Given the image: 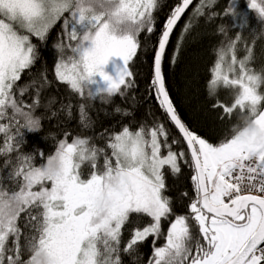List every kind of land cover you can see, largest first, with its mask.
<instances>
[{
  "label": "snow or ice",
  "instance_id": "obj_1",
  "mask_svg": "<svg viewBox=\"0 0 264 264\" xmlns=\"http://www.w3.org/2000/svg\"><path fill=\"white\" fill-rule=\"evenodd\" d=\"M191 3L176 0L157 29L160 0H0V155L7 170L0 180V264H122V252L132 255L149 238L147 264H264V68L252 67L253 47L241 35L222 42L207 92L209 98L220 89L233 93L231 104L217 98L212 108L221 110V120L235 116L236 122L215 144L191 130L170 98L164 73L165 60L173 67L178 59L180 43L171 55L167 48ZM246 6L264 25V0ZM230 9L233 27L237 20L246 27L237 3ZM195 13L204 15L203 6ZM61 20L67 42L56 45L54 77L81 101L123 97L135 86L131 68L141 34L158 32L145 93L156 100L161 116L135 128L105 129L103 147L65 131L47 155L22 151L26 133L42 130V118L34 113L51 82L46 74L24 87L18 82L42 54L32 37L45 41ZM251 38L264 40V30ZM238 42L245 45L242 58ZM113 58L120 61L114 74L106 71ZM29 87L35 94L26 103L17 92L23 96ZM72 106L69 101V116ZM78 115L88 127L84 103ZM180 161L192 173V195L181 193L189 200L183 214L176 213L166 183L169 174L182 173ZM133 216L146 222L131 229L122 247Z\"/></svg>",
  "mask_w": 264,
  "mask_h": 264
},
{
  "label": "trees",
  "instance_id": "obj_2",
  "mask_svg": "<svg viewBox=\"0 0 264 264\" xmlns=\"http://www.w3.org/2000/svg\"><path fill=\"white\" fill-rule=\"evenodd\" d=\"M209 2L210 0L193 1L175 26L167 50L171 55L179 42V55L173 67H170L168 61L165 60L164 73L170 98L183 121L191 130L215 144L225 136L237 118L234 116L231 121L221 120V110L212 108V104L217 98L226 104H231L233 100V93L225 89H220L216 97L209 98L208 96L207 84L210 80V68L215 60L214 52L222 42L235 39L239 34L253 47L252 67L256 71H260L264 68V40L257 39L253 43L251 33L264 30V25H261L256 14L247 8L246 5L250 0H214L212 6L208 7ZM234 2L237 3L238 11L244 14L248 20L246 27H240L238 20L233 27L230 6ZM175 3L176 0H160L161 7L155 13L157 29L162 26ZM198 5L203 6L204 15L202 16L195 13ZM186 24L188 28L187 31H184ZM62 25L63 20L58 21L43 42L32 37L33 43L37 45L42 54L33 67L23 75L18 85L24 87L29 85L32 80L41 81L45 74L51 83L41 90L39 98L41 106L34 113L42 118V130L36 133H26L27 143L21 149L22 151L38 153L39 150H44L47 155L55 150L58 140L63 137L65 131L70 132L73 136L88 137L103 147L105 141L101 139V134L105 129L119 130L121 124H130L135 128L139 122L151 124L154 116H161L156 100L149 99L145 93L146 84L151 76L153 59L151 50L157 40L158 32L151 36L144 32L140 36L141 49L138 51L137 57L134 58L131 68L135 73L131 77L135 81V86L123 97L115 96L108 103H101L99 99L81 101L69 93L64 85L55 80L53 69L57 56L56 45L67 42L63 36ZM221 29L224 31L221 32ZM182 32L183 36H181ZM244 48V43L238 42V56L241 58L246 55ZM115 60L118 59L115 58ZM118 62L120 64L119 60ZM34 94V89L31 87L23 96H19V92H17V96L26 103H31ZM69 101L73 105L71 116L66 110ZM80 103H84L89 115L90 124L88 127L79 123L78 106ZM62 105L65 106L64 110H62ZM117 108L120 109L119 112L115 111ZM3 122L6 123V121ZM168 127L174 135H179L171 124H168ZM3 140L4 137L0 134V147H4ZM181 146L187 151L186 144ZM5 159V156L0 155V180L4 179L7 171L4 167ZM39 162L37 157V163ZM180 164L182 173L178 176L169 174L166 179L167 195L172 198L177 214L187 212L189 203L187 198L181 197V193L186 191L192 195L191 170L184 161H180ZM89 170L90 168L86 164L83 171L87 173ZM145 222L146 218L132 217L129 226L122 232V247L129 239L131 229L137 224L142 225ZM19 223L22 231L27 233L29 230L24 227V221L21 220ZM167 227V222H165L163 224L164 232L167 231ZM162 243L163 239L157 241V245ZM151 251L152 244L151 238H149L132 255L122 252V264H147Z\"/></svg>",
  "mask_w": 264,
  "mask_h": 264
},
{
  "label": "rangeland",
  "instance_id": "obj_3",
  "mask_svg": "<svg viewBox=\"0 0 264 264\" xmlns=\"http://www.w3.org/2000/svg\"><path fill=\"white\" fill-rule=\"evenodd\" d=\"M114 66H119V62H118V60H115V58L110 60L109 64L106 67V71H108L109 73L114 74Z\"/></svg>",
  "mask_w": 264,
  "mask_h": 264
},
{
  "label": "clouds",
  "instance_id": "obj_4",
  "mask_svg": "<svg viewBox=\"0 0 264 264\" xmlns=\"http://www.w3.org/2000/svg\"><path fill=\"white\" fill-rule=\"evenodd\" d=\"M246 127H247L248 129H251V128L253 127V125H252L251 123H247V124H246Z\"/></svg>",
  "mask_w": 264,
  "mask_h": 264
},
{
  "label": "water",
  "instance_id": "obj_5",
  "mask_svg": "<svg viewBox=\"0 0 264 264\" xmlns=\"http://www.w3.org/2000/svg\"><path fill=\"white\" fill-rule=\"evenodd\" d=\"M193 1H195V0H192V2H193ZM191 4H192V3H191ZM191 4H190V5H191ZM190 5H189V6H190ZM186 10H187V9H186ZM186 10H185V12H186ZM185 12H184V13H185ZM184 13H183V14H184ZM183 14H182V15H183ZM178 22H179V21H178Z\"/></svg>",
  "mask_w": 264,
  "mask_h": 264
},
{
  "label": "built area",
  "instance_id": "obj_6",
  "mask_svg": "<svg viewBox=\"0 0 264 264\" xmlns=\"http://www.w3.org/2000/svg\"><path fill=\"white\" fill-rule=\"evenodd\" d=\"M252 194H258V193H252Z\"/></svg>",
  "mask_w": 264,
  "mask_h": 264
}]
</instances>
